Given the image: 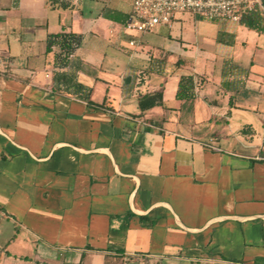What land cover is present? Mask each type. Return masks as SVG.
I'll use <instances>...</instances> for the list:
<instances>
[{
    "label": "crops",
    "instance_id": "obj_1",
    "mask_svg": "<svg viewBox=\"0 0 264 264\" xmlns=\"http://www.w3.org/2000/svg\"><path fill=\"white\" fill-rule=\"evenodd\" d=\"M77 1L0 0V219L11 239L29 236L47 264H264V32L184 12L133 34L101 15L129 13L131 0L94 17ZM51 12L50 32L84 35L76 74L92 104L53 90L58 48L46 53L50 32L34 33ZM162 28L174 33L144 38ZM182 75L195 81L188 100L176 98ZM157 91L164 105L141 111L139 97Z\"/></svg>",
    "mask_w": 264,
    "mask_h": 264
},
{
    "label": "trees",
    "instance_id": "obj_2",
    "mask_svg": "<svg viewBox=\"0 0 264 264\" xmlns=\"http://www.w3.org/2000/svg\"><path fill=\"white\" fill-rule=\"evenodd\" d=\"M50 5L58 6L63 9L72 6V0H48ZM264 7V0H260ZM101 15L105 18L125 25L129 13L122 12L117 9L104 7ZM264 16L258 12L253 11L242 19V24L250 29H255L264 32ZM84 35L73 31H57L47 33L45 37V52H51L53 47H57L58 51L54 53L53 65L56 68L52 74L53 90H63L68 94H74L87 101L91 102L92 88L82 84L77 80V71L81 66V59L74 56V52L79 48L83 42ZM186 60L179 58L175 64H185ZM195 81L192 75H182L178 82L176 91V98L188 100L194 96ZM155 105H164L162 100V93L160 91L152 94L146 93L139 97L138 106L141 111L151 108Z\"/></svg>",
    "mask_w": 264,
    "mask_h": 264
},
{
    "label": "built area",
    "instance_id": "obj_3",
    "mask_svg": "<svg viewBox=\"0 0 264 264\" xmlns=\"http://www.w3.org/2000/svg\"><path fill=\"white\" fill-rule=\"evenodd\" d=\"M253 11L264 16L260 0H131L125 27L139 34L149 33L160 26L171 27L174 16L184 12L209 21L238 23Z\"/></svg>",
    "mask_w": 264,
    "mask_h": 264
},
{
    "label": "rangeland",
    "instance_id": "obj_4",
    "mask_svg": "<svg viewBox=\"0 0 264 264\" xmlns=\"http://www.w3.org/2000/svg\"><path fill=\"white\" fill-rule=\"evenodd\" d=\"M121 1H128V0H79L77 1L78 5L76 8H79L82 10L84 16H96L101 8L107 4L116 6L121 3ZM72 16L71 11H66L62 14V19L68 20ZM48 26L42 25L37 26L34 28L35 36H44V33L46 31H54L55 24H57L58 21V15L56 13H49L46 17ZM46 21V20H45ZM4 29H6V25L2 26ZM103 31H107L109 28H106V26L101 27ZM129 30V29H127ZM174 29H168V28H162L158 35L156 34H147L144 35V38L152 37V36H166L170 32L171 34ZM213 30H209L207 28V32L211 34ZM133 34H135L134 31H130ZM18 33V32H17ZM21 33V32H20ZM244 34H240L239 36H244L250 39V36H256L254 34V30L249 31H243ZM8 36H13V30L9 29L7 32ZM23 34V33H22ZM188 36H191L190 34ZM201 36V34H199ZM209 36V35H208ZM144 38L142 39V44L145 43ZM124 41H127L126 39H123ZM175 52L176 50L173 49ZM176 53V52H175ZM175 59H177L175 57ZM199 59V58H198ZM14 233L13 225L7 221L5 218L0 219V264H47L39 260V257L41 254L39 253V250L37 248L36 242L33 241L29 236L25 235L24 233H19L17 236L13 239H11L12 234ZM6 246L5 250H1L3 246Z\"/></svg>",
    "mask_w": 264,
    "mask_h": 264
}]
</instances>
